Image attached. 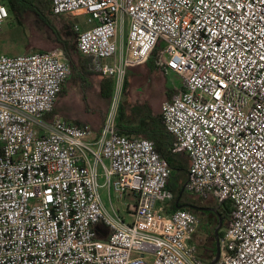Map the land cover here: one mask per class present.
Listing matches in <instances>:
<instances>
[{
	"label": "built area",
	"instance_id": "built-area-1",
	"mask_svg": "<svg viewBox=\"0 0 264 264\" xmlns=\"http://www.w3.org/2000/svg\"><path fill=\"white\" fill-rule=\"evenodd\" d=\"M51 1L89 16L77 48L103 76L120 84L157 51L180 78L162 115L190 159L186 190L228 208L216 264H264V0ZM71 72L61 47L0 55V264H208L198 214L159 206L175 194L152 140L120 134L110 112L92 141L91 125L53 113ZM100 165L111 196L134 195L128 216L103 203Z\"/></svg>",
	"mask_w": 264,
	"mask_h": 264
},
{
	"label": "crops",
	"instance_id": "crops-1",
	"mask_svg": "<svg viewBox=\"0 0 264 264\" xmlns=\"http://www.w3.org/2000/svg\"><path fill=\"white\" fill-rule=\"evenodd\" d=\"M50 3V16L56 17V20L63 19L61 20L63 22L62 36L73 41L64 48L55 35L52 38L54 40L42 36L33 38L31 52L49 51L56 48L55 44H60L59 47L65 51L66 58L72 66L70 76L57 94L54 113L72 123L91 125L94 132L90 139L97 141L109 113L112 112L116 130L120 134L130 138L152 140L158 151L170 156L176 162L180 167L177 174L180 179L178 185L183 188L187 181L185 169L189 168L190 159L185 152L173 151L175 137L166 129L162 115L164 103L171 101L182 85H174L170 82L169 77L173 73L165 74L157 66V51H154L145 63L130 66L120 84L115 77L103 76L97 69L94 59L82 54L75 44L76 38L72 37L74 34L77 36L75 25L80 26V19L84 20L88 15H55L52 12V1ZM49 21L53 23L50 18ZM88 24L91 25L89 22ZM81 29L89 28L81 27ZM118 57L104 60L102 63L113 64ZM106 163L108 164V161ZM98 173L105 177L101 165L98 167ZM105 184L106 181L100 185ZM175 202L159 203V206L164 208V213L170 214L174 211L172 205ZM97 228L101 232V237L105 238L108 233L106 227L99 224ZM203 256L201 258L207 262ZM147 257L151 259L152 255L147 254Z\"/></svg>",
	"mask_w": 264,
	"mask_h": 264
},
{
	"label": "rangeland",
	"instance_id": "rangeland-1",
	"mask_svg": "<svg viewBox=\"0 0 264 264\" xmlns=\"http://www.w3.org/2000/svg\"><path fill=\"white\" fill-rule=\"evenodd\" d=\"M13 1V2H12ZM13 3V4H11ZM8 8V17H6L0 23V55H24L26 53H31L32 43L34 41V37L42 36L44 38L52 39L54 37L53 30L49 25L48 21L43 20L38 13L42 12L46 13V9L41 0H9L7 2ZM48 17L53 21V24L57 27L60 32L63 28V20H56L57 18H53L50 16V13L47 14ZM87 20L81 18L79 22H81V27L91 28V25L88 24ZM80 27V28H81ZM73 38H76L75 44L77 46V36L76 34L72 35ZM71 39V38H70ZM73 41H71L72 43ZM61 46L60 44H55L54 47ZM32 48V49H31ZM170 82H173L174 85H180L181 81L175 74H172L169 77ZM102 171H100L101 173ZM99 183L102 184L106 181V178L103 175H99ZM114 180V178H113ZM99 193L102 198L103 203L107 207V209L114 213L116 210L119 214L128 216V205L135 201L134 195L131 193H124L122 196H119L114 190L112 191V196H110L109 190L106 186H100ZM189 200L192 204H196L198 206H203L204 203L208 205V207H217L219 205L218 201L214 198H207L205 202L201 203L199 201V197L197 194L188 193ZM200 218V226L196 236L194 237L195 242L203 241L202 245L199 247V255L203 256L207 262L209 263L216 255H206V248L208 246H216V240L214 238L213 232L215 230L216 222L208 223V219L212 215L210 213H198ZM229 222V218H227L224 222L223 228L221 231L227 227Z\"/></svg>",
	"mask_w": 264,
	"mask_h": 264
},
{
	"label": "trees",
	"instance_id": "trees-1",
	"mask_svg": "<svg viewBox=\"0 0 264 264\" xmlns=\"http://www.w3.org/2000/svg\"><path fill=\"white\" fill-rule=\"evenodd\" d=\"M42 1V3L44 4V6H45V9H46V13H42V12H39L38 13V15L43 19V20H46V21H48V23H49V25L51 26V28H52V30H53V33L55 34V36H56V38L59 40V42H61V44L63 45V47L64 48H66L68 45H70V43H71V41H69L68 39H66V38H64L63 36H62V34H61V32L57 29V27L51 22V21H49V17H48V15L47 14H49L50 13V5H51V1L50 0H41ZM13 2V1H12ZM11 4H13V3H11ZM30 52H31V50H30ZM66 55V54H65ZM53 113H54V110H53ZM50 115H47V118L49 117ZM158 150V149H157ZM173 151L174 152H176L175 150H174V148H173ZM159 153H160V155L163 157V158H165L166 160H167V162H168V164H169V167H170V169H171V176H170V179H169V183H168V187H169V189H171L173 192H174V194H175V199H174V202L178 199V197H179V195H180V193H181V190H182V186H179L178 184H179V181H180V179H179V177H178V171L180 170L179 168V166L176 164V162L170 157V156H168V155H164L163 153H161L160 151H159ZM190 167V166H189ZM185 170H187V180H188V174H189V168L188 169H185ZM187 182V181H186ZM189 192L187 191V190H185V192L183 193V195H182V198H181V200H180V203H183L185 206H187L186 204H188L189 202L190 203H192L190 200H189V198H188V196H189V194H188ZM199 201L201 202V203H203V202H205L206 201V199H204V198H202V197H199ZM204 207H208V205L207 204H205L204 203V205H203ZM185 209H188V210H191V211H193V212H195L196 214H198V213H210L212 216L210 217V218H207L208 220L207 221H212V223L213 222H216V226L219 224V218H218V215L215 213V212H213V211H197V210H194V209H191V208H189V207H184ZM216 208H218L219 209V211H220V213H221V215H222V217L224 218V222H225V220L228 218V208L227 207H221V206H217ZM172 209L173 210H176L177 208L175 207V204H173L172 205ZM215 226V227H216ZM222 234H223V231H221L220 232V236H222ZM212 236H214V238H215V235H214V232H213V235ZM206 250H207V252H206V255H215V252H216V246L214 247H212V246H208L207 245V248H206ZM205 256V255H204Z\"/></svg>",
	"mask_w": 264,
	"mask_h": 264
},
{
	"label": "water",
	"instance_id": "water-1",
	"mask_svg": "<svg viewBox=\"0 0 264 264\" xmlns=\"http://www.w3.org/2000/svg\"><path fill=\"white\" fill-rule=\"evenodd\" d=\"M185 190H186V185L182 188L181 193L175 202V206L177 209L189 207V208H194V209L202 210V211H213L218 215L219 224L216 226V228L214 230V235H215V240H216V255L208 263V264H216V262L219 260V258L221 256L220 232H221L223 225H224V218L222 217L219 209L216 207H204V206H198V205L192 204V203L186 204L187 206H185L184 204H180V200H181L182 195L185 192Z\"/></svg>",
	"mask_w": 264,
	"mask_h": 264
},
{
	"label": "flooded vegetation",
	"instance_id": "flooded-vegetation-1",
	"mask_svg": "<svg viewBox=\"0 0 264 264\" xmlns=\"http://www.w3.org/2000/svg\"><path fill=\"white\" fill-rule=\"evenodd\" d=\"M189 203H190V202H189ZM189 203H188V204H189ZM180 204H183V203H180ZM191 209H194V208H191ZM194 210H197V209H194ZM197 211H199V212H200V211H202V210H197Z\"/></svg>",
	"mask_w": 264,
	"mask_h": 264
}]
</instances>
